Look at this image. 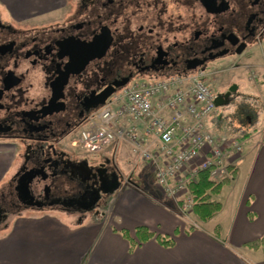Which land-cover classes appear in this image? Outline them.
Segmentation results:
<instances>
[{
  "label": "flooded vegetation",
  "instance_id": "1",
  "mask_svg": "<svg viewBox=\"0 0 264 264\" xmlns=\"http://www.w3.org/2000/svg\"><path fill=\"white\" fill-rule=\"evenodd\" d=\"M263 43L264 0H66L43 15L1 5L0 146L24 162L0 194V217L46 206L84 211L98 190L105 195L119 176L113 160L93 164L75 144L104 96L135 80L239 67ZM28 179L41 205L27 203Z\"/></svg>",
  "mask_w": 264,
  "mask_h": 264
},
{
  "label": "crops",
  "instance_id": "2",
  "mask_svg": "<svg viewBox=\"0 0 264 264\" xmlns=\"http://www.w3.org/2000/svg\"><path fill=\"white\" fill-rule=\"evenodd\" d=\"M65 3L66 0H0V6L9 7L18 15L24 12L43 15ZM257 61L264 76V62ZM256 90L264 99V83ZM215 120L216 116L209 123ZM248 139L249 136L245 144ZM253 153L255 159L243 205L234 212L229 240L220 224L218 236L201 228L186 233L178 215L168 206L170 199L162 191L156 193V188L153 191L139 181L124 185L119 179L115 191L120 196L112 205L111 226L90 221L65 224L53 217L39 221L23 216L17 219L8 241L4 236L0 238V264H264L261 250L244 248L246 242L264 234V136L253 147ZM121 154L116 151V155ZM15 155L10 147L0 146V182L11 171ZM248 156L244 154L237 163V176L231 185L242 172L241 161ZM155 185L159 188L156 182ZM141 225L172 235L178 231L176 244L167 247L152 238L131 249L122 230L133 231Z\"/></svg>",
  "mask_w": 264,
  "mask_h": 264
},
{
  "label": "built area",
  "instance_id": "3",
  "mask_svg": "<svg viewBox=\"0 0 264 264\" xmlns=\"http://www.w3.org/2000/svg\"><path fill=\"white\" fill-rule=\"evenodd\" d=\"M212 73L197 69L133 81L97 109L75 144L96 153L130 141L141 160L152 166L163 193L183 211L193 210L190 183L202 170H209L215 180L228 177L245 144L242 135L221 139L209 128L219 110L208 81Z\"/></svg>",
  "mask_w": 264,
  "mask_h": 264
},
{
  "label": "rangeland",
  "instance_id": "4",
  "mask_svg": "<svg viewBox=\"0 0 264 264\" xmlns=\"http://www.w3.org/2000/svg\"><path fill=\"white\" fill-rule=\"evenodd\" d=\"M257 59L264 62V43L261 47L256 48L255 52L245 56L239 67L234 68L228 65L211 67L212 65H210L211 68L209 70H212L213 73L208 76V81L216 95H223L233 84H237L238 88L224 104L218 106L217 120L210 122L209 128L216 137L221 139L233 138L240 135H242L241 137L249 136L247 143L244 144L242 158H244V154H249V156L246 157V160L243 159L241 161L242 172L239 174L237 180L232 185L225 186L221 194L216 197L223 202L225 209L208 222L198 220L191 209L183 211L173 199L168 197L170 199L168 200V206L178 215L182 229L188 225L214 232L215 227L220 224L224 228V234H227L228 240L231 239L234 212H238L243 205V198L247 190L246 185L250 177L252 163L255 159L253 147L264 136V99L262 94L256 90V88L262 87L264 76H262L263 69L260 70L262 65L257 63ZM252 71H255L256 76H252ZM133 148L134 144L130 141H120L105 146L100 152L95 154L77 142L76 155L89 159L93 164L103 161L108 156L113 160V168H116L119 179L123 181L124 185L139 181L141 184L147 185L149 189H153V191L156 188V193L160 194L162 189L160 187V189L157 188L155 185L152 166L143 162L140 154ZM68 150L72 151V148L69 147ZM116 151L117 154L121 152L122 154L118 156L116 155ZM15 156V162L12 165L11 171L0 182V194L9 187L10 181L23 165L24 157L19 154ZM234 165L237 166L236 163ZM41 187L39 185L34 186L36 194L42 191ZM119 196L120 193L118 191L112 192L111 195L105 194L98 206L90 211L79 209L66 210L60 206L20 208L6 217H0V238L4 236L8 241L11 238L8 236L10 231L14 229V224L17 223V219L23 216L27 218L32 217L39 221H45L49 217H53L58 221H65V224H69L70 221H75L78 224L90 221L109 227L113 218L112 205ZM259 254L262 256L260 258L261 261H264V251L261 250Z\"/></svg>",
  "mask_w": 264,
  "mask_h": 264
},
{
  "label": "trees",
  "instance_id": "5",
  "mask_svg": "<svg viewBox=\"0 0 264 264\" xmlns=\"http://www.w3.org/2000/svg\"><path fill=\"white\" fill-rule=\"evenodd\" d=\"M244 138L247 137L245 136ZM237 172L238 168L236 166H230V175L228 177L215 180L211 177L209 170H202L197 179L190 183L189 192L194 201L193 212L198 220L208 222L223 210V202L216 197L221 194L225 186L230 185L235 180ZM195 228L196 227L186 225L184 231L189 234ZM220 230L221 226L217 225L214 230L215 235H220ZM122 233L129 240L131 249H134L139 244L152 238H155L163 246L172 247L176 244L175 235L178 234V231L172 235L153 231L149 229V227L141 225L137 226L133 231L124 229ZM244 247L264 251V234L246 242Z\"/></svg>",
  "mask_w": 264,
  "mask_h": 264
},
{
  "label": "water",
  "instance_id": "6",
  "mask_svg": "<svg viewBox=\"0 0 264 264\" xmlns=\"http://www.w3.org/2000/svg\"><path fill=\"white\" fill-rule=\"evenodd\" d=\"M237 88H238V85L237 84H233L225 94L217 96L216 99H215L216 105L219 106V105L224 104L225 101L231 97L232 93H234L237 90ZM108 96L109 95L104 96V99L102 100V104H105L106 99L108 98ZM30 180L31 179H28L26 182L22 183L21 190H22V192H24L25 197H27V200H28L27 203L29 205H41L39 200H35V196L32 194V192L30 190V187H29ZM119 184H120V181H119V176H118V178L116 179L115 182L111 183L108 187L103 188V193L104 194H107V193L109 194V193L114 192L116 189H118ZM50 190H51V188L49 186H46L45 189H44V193H45V198L46 199H49ZM96 193H97L96 194L97 195L96 198L93 199V201L91 202V205H88V207L85 208V211L86 210L90 211V210H92V209H94L95 207L98 206V204H99L98 201L102 197L101 190H98ZM75 202L76 201H75L74 198H71V199H68V200L66 199V200L63 201L65 206H72Z\"/></svg>",
  "mask_w": 264,
  "mask_h": 264
}]
</instances>
